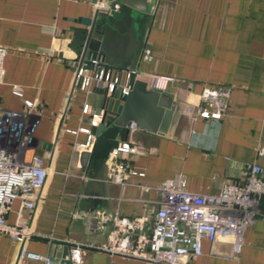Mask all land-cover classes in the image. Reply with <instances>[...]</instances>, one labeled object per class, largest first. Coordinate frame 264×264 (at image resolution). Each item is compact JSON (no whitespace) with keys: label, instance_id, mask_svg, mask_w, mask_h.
Masks as SVG:
<instances>
[{"label":"crops","instance_id":"obj_1","mask_svg":"<svg viewBox=\"0 0 264 264\" xmlns=\"http://www.w3.org/2000/svg\"><path fill=\"white\" fill-rule=\"evenodd\" d=\"M94 10L92 0H0V46L7 48L0 108L28 110L26 129L49 169L36 209L20 218L30 233L25 245L56 263L64 245L82 243L80 264H148L100 249L112 226L100 223L97 213L151 218L155 187L177 174L185 176L188 190L215 194L245 163L264 167V157L256 155L264 146V0H169L147 19L151 58L139 62V70L169 76L164 91L193 108L203 87L228 88V107L218 120L184 113L172 135L129 134L139 148L123 158L142 175H131L123 185L108 177L106 159L83 166L88 148L76 143L87 136L72 132L89 128L102 97L94 90L88 96L92 110L83 115L85 93L72 88L74 19L91 17ZM18 208L16 200L9 223ZM202 248L189 264H264V216L245 229L238 257H231L227 238L204 240ZM18 252V243L0 236V264H15Z\"/></svg>","mask_w":264,"mask_h":264},{"label":"built area","instance_id":"obj_2","mask_svg":"<svg viewBox=\"0 0 264 264\" xmlns=\"http://www.w3.org/2000/svg\"><path fill=\"white\" fill-rule=\"evenodd\" d=\"M94 6L101 10L105 4L96 2ZM6 54L7 48L0 46V83L5 73ZM150 58L151 51L145 44L140 62H147ZM72 69L73 90L85 93L81 106L83 115L91 112L88 96L96 89L123 96L136 80L146 81L149 88L157 90H165L171 80L169 76L145 74L138 66L134 69L112 68L99 59L90 58L73 60ZM228 94V88L203 87L199 95L200 105L193 108L186 104L184 113L218 120L227 112ZM27 114L28 110L0 108V236H8L19 244L15 264L30 261L58 264L50 255L31 251L25 245L30 233L20 218L23 212L36 209L39 193L49 173L44 158L34 151V138L26 129ZM97 122V116L92 115L89 124L96 125ZM72 132L85 133L86 141L76 144L90 148L93 138L88 128L80 127ZM138 148L130 135L109 154L105 163L112 182L123 185L131 175H142L131 169L129 161L123 158V154L135 153ZM256 155L264 157V146L257 148ZM142 188L149 189L147 186ZM155 190L157 197L150 200L156 206L151 218L147 215L128 217L117 211L97 213L100 223L109 222L112 226L108 243L100 249L148 264H189L202 255L204 240L213 242L223 237L229 239L231 257L235 258L242 251L247 226L257 217L264 216L260 211V203L264 201V167L255 162L245 163L239 175L225 180L215 194L188 190L182 174L165 180ZM16 200L19 201L16 220L9 223L7 214ZM67 245L66 259L70 264H80L85 245Z\"/></svg>","mask_w":264,"mask_h":264},{"label":"water","instance_id":"obj_3","mask_svg":"<svg viewBox=\"0 0 264 264\" xmlns=\"http://www.w3.org/2000/svg\"><path fill=\"white\" fill-rule=\"evenodd\" d=\"M96 2H104L105 7L95 8L91 17L74 19L78 26L70 35L73 60L99 59L112 68H136L145 46L144 24L149 16L159 15L169 0H92ZM99 93L102 97L92 114L98 122L88 128L93 140L82 154L85 167L105 160L129 134L172 135L186 105L164 90L149 88L143 80H136L123 96L107 90ZM67 253L66 244L58 264H70Z\"/></svg>","mask_w":264,"mask_h":264},{"label":"rangeland","instance_id":"obj_4","mask_svg":"<svg viewBox=\"0 0 264 264\" xmlns=\"http://www.w3.org/2000/svg\"><path fill=\"white\" fill-rule=\"evenodd\" d=\"M152 17L151 16H149V19H151Z\"/></svg>","mask_w":264,"mask_h":264}]
</instances>
